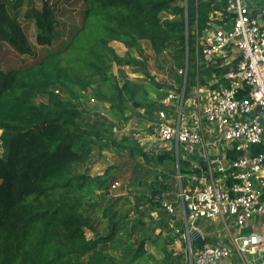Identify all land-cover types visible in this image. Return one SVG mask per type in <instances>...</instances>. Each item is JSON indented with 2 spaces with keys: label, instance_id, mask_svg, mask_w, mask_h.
Here are the masks:
<instances>
[{
  "label": "trees",
  "instance_id": "16d2710c",
  "mask_svg": "<svg viewBox=\"0 0 264 264\" xmlns=\"http://www.w3.org/2000/svg\"><path fill=\"white\" fill-rule=\"evenodd\" d=\"M40 1L42 9L27 16L35 23L36 42L43 49L36 54L20 21L9 11L11 2L0 0V41L19 55L34 58L30 66L8 71L0 63V264H135L145 256V243L123 262L94 252L115 237L117 213L107 210L111 230L102 236L84 211L85 194L105 188L110 173L91 177L71 171L73 165L90 159V146H109L102 141L108 138L103 136L109 132L108 124L92 131L82 126L81 93L109 84V65L139 66L151 78L146 61L120 57L114 43L137 50L143 60L144 43L156 55L174 51L182 61L188 51L186 82L194 87L200 76L193 59L195 31L199 36L212 31L218 14L225 22L234 16L227 13L228 0H79V21L67 39L49 49L59 44L61 23L49 2ZM216 24L221 27L222 23ZM234 66L218 73L225 75ZM185 67L178 63L180 70ZM93 95L99 102H131L150 117L165 110L164 102L149 101L146 89L130 81L114 85L111 97L98 91ZM38 97L47 102L36 103ZM128 142L110 143L126 148ZM131 152L151 161L145 153ZM169 156H158L156 162H165ZM166 186L165 181L152 183L151 204H159L156 199L166 194ZM87 230L93 233L92 241Z\"/></svg>",
  "mask_w": 264,
  "mask_h": 264
},
{
  "label": "rangeland",
  "instance_id": "374dc122",
  "mask_svg": "<svg viewBox=\"0 0 264 264\" xmlns=\"http://www.w3.org/2000/svg\"><path fill=\"white\" fill-rule=\"evenodd\" d=\"M4 1L11 2L9 5L10 13L20 21L35 53L42 54L43 49L36 42L35 23L27 19V16L34 15L42 9L41 1ZM47 1L56 11L61 23L58 31L59 44L49 48L54 49L69 37L72 26L79 21L78 13L81 5L79 0ZM164 18L173 19L167 15H164ZM195 34L196 50L193 59L198 76H200L196 78L194 87H190L186 82L188 58L190 57L188 51L186 59L182 61L177 59L178 55L174 54V51L156 55L150 45L144 43L141 46L145 55L143 60L139 58L137 50H129L123 44L115 43L112 47L120 57L146 61L151 78H147L143 68L139 66L120 68L116 65H109L107 72L110 83L94 85L88 93H81L82 126L92 131L98 125H109L105 128L109 132L103 134V136L107 135L108 138L104 137L105 140L99 138V140L108 143L109 146L103 148L90 146L93 152L90 159L84 164L74 166L71 170L74 175L86 174L92 175L91 177H98L109 172L111 176L110 182L105 188L92 189L85 194L84 211L88 217L95 221L94 227L102 236L108 235L111 230V228L109 229L110 217L107 215V210L111 209V212L117 213L116 235L110 242H103L96 246L94 252L97 255H107L123 262L126 257L134 255V251H137L142 243H145V256L139 258L135 264H190L186 246L178 240L176 234L177 230L182 229V224H177L180 216H177L179 218L169 217L162 204L168 202L181 211L179 201L181 193H192L201 187V175L195 172L193 168L199 163L192 161L194 164H191L189 162L190 157H186V161H182L183 157L181 155L177 157L176 151L172 147L167 151L169 153L167 155H170L167 161L157 163L156 157L164 155V150H160L161 144L157 136L159 124L156 119L157 114L150 117V115L145 114L144 110L135 109L131 102L125 105L99 102L94 98L93 92L98 91L106 97H111L114 85H123L126 81H130L132 84L146 89L149 101L161 100L164 102V112L171 121H176L182 102L196 99V90L199 88L201 80H204V76L199 74L200 67H198L200 54L197 44L200 36L197 35L196 31ZM33 61V57L19 55L10 46L0 41L2 70L8 71L30 66ZM178 63L185 64V70H180ZM208 69L211 72H217L216 70L219 68L218 65H213ZM207 78L206 80L209 81ZM157 85L162 86V89H159ZM62 93L64 97H68L67 92L63 91ZM46 102L47 98L45 97L36 99L38 104ZM112 105L115 107L114 109H112ZM183 107L186 111L187 106L184 104ZM124 139L129 141L125 146L126 148L114 147L110 143L111 141L122 142ZM131 149L145 153L151 161L148 163L139 153H132ZM185 171L187 172L185 173ZM157 180L165 181L167 185L166 194L162 198L156 199L159 204H151V186ZM1 182L0 180V184ZM116 182L120 183V187L112 191L111 187ZM203 227L206 229L204 235L205 238L208 237L210 247L227 245V235L219 230V224L202 223ZM214 227L215 229H213ZM86 236L88 241L94 239L93 233L89 230L86 231ZM212 239H215L214 244L211 242ZM217 241L222 242L218 243Z\"/></svg>",
  "mask_w": 264,
  "mask_h": 264
},
{
  "label": "built area",
  "instance_id": "2783aa9c",
  "mask_svg": "<svg viewBox=\"0 0 264 264\" xmlns=\"http://www.w3.org/2000/svg\"><path fill=\"white\" fill-rule=\"evenodd\" d=\"M227 13L234 16L230 27L202 34L197 44L198 67L235 64L224 85L182 102L176 121L165 112L156 117L164 154L172 147L182 161L195 152L201 157L193 166L201 187L181 193V211L162 204L168 215L180 216L176 234L190 264H264V232L255 231H264V17L254 16L248 0H228ZM202 223L219 224L231 246H195L193 232L206 239Z\"/></svg>",
  "mask_w": 264,
  "mask_h": 264
},
{
  "label": "crops",
  "instance_id": "0c3cea01",
  "mask_svg": "<svg viewBox=\"0 0 264 264\" xmlns=\"http://www.w3.org/2000/svg\"><path fill=\"white\" fill-rule=\"evenodd\" d=\"M248 5L252 8V11H253V14H254V16H256V17H258V18H261V16H263L264 17V0H248ZM217 22H219V23H222L221 24V27L219 26V25H217L216 23ZM213 23H215V24H213V29L215 30L216 28H229L230 27V25H231V21L230 22H225L222 18H221V15H217L216 16V18L214 19V21H213ZM115 44V43H114ZM118 44H120V43H118ZM234 65V64H233ZM232 65V66H233ZM226 67H231V66H226V65H224V64H222V67H220V65L218 66V68L219 69H217V72H211L210 71V69H208V68H206L205 66H201L200 67V70H199V73L201 74V75H203L204 76V84H200V86H199V88L196 90L197 91V93L200 91V90H203V92H205V93H208L209 91H211V92H214V91H218V90H220V87L222 86V85H224V80H223V77H224V74L220 77V74L218 73V70H223V69H221V68H226ZM214 70V69H213ZM209 72V73H208ZM206 77H208L207 79L209 80V81H207L206 80ZM219 77H220V79H219ZM206 82V83H205ZM197 93H195V94H197ZM184 154H186V155H189V154H187L186 153V151H184ZM193 156H189L191 159H190V161L189 162H192V161H197V162H200V155L198 154V153H193L192 154ZM185 163H188V162H185ZM76 165H78V164H76ZM76 165H73L72 167H71V170H72V168L74 167V166H76ZM84 166V165H83ZM188 170V169H187ZM187 172V171H186ZM189 172V171H188ZM92 176V175H91ZM192 176V175H191ZM168 215V214H167ZM169 217H172V216H170V215H168ZM176 218H178V217H176ZM180 221L179 220H177V224H179L180 225ZM220 230H222L221 228H220ZM262 231V232H264L263 231V229H262V227H256L255 228V231L256 232H258V231ZM253 231V228H249L248 230H247V233H251ZM211 242L214 244L215 243V239H212L211 240ZM218 243H221L222 241H217ZM226 243H227V245L226 246H231V244L229 243V239L228 238H226ZM205 244H208L209 245V241H208V237L205 239Z\"/></svg>",
  "mask_w": 264,
  "mask_h": 264
},
{
  "label": "water",
  "instance_id": "95a60500",
  "mask_svg": "<svg viewBox=\"0 0 264 264\" xmlns=\"http://www.w3.org/2000/svg\"><path fill=\"white\" fill-rule=\"evenodd\" d=\"M193 244L201 249L206 248L205 240L199 232H193Z\"/></svg>",
  "mask_w": 264,
  "mask_h": 264
}]
</instances>
